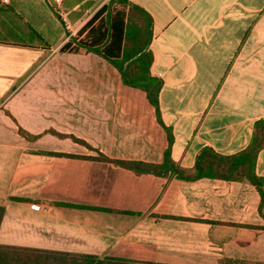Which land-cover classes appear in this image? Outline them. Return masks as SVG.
Returning a JSON list of instances; mask_svg holds the SVG:
<instances>
[{
	"label": "crops",
	"instance_id": "obj_1",
	"mask_svg": "<svg viewBox=\"0 0 264 264\" xmlns=\"http://www.w3.org/2000/svg\"><path fill=\"white\" fill-rule=\"evenodd\" d=\"M111 1L0 0V244L151 264L264 262L253 185L169 181L107 161L163 163L165 127L186 170L205 147L249 146L264 120V0H129L152 20L159 116L102 57L61 52Z\"/></svg>",
	"mask_w": 264,
	"mask_h": 264
},
{
	"label": "trees",
	"instance_id": "obj_2",
	"mask_svg": "<svg viewBox=\"0 0 264 264\" xmlns=\"http://www.w3.org/2000/svg\"><path fill=\"white\" fill-rule=\"evenodd\" d=\"M108 13L107 20L103 15ZM152 40V20L140 7L129 0H112L104 6L92 20L62 48L63 53H94L117 69L124 85L144 91L159 116L162 80L152 75L154 55L150 50ZM168 132L169 148L165 151L164 162L152 164L139 161L107 160L137 175L149 174L167 178L194 181L202 178L218 179L228 182H246L258 190L264 205V177L256 174V162L264 149V120L255 124L249 146L243 151L224 156L212 148H203L196 158L193 169L186 170L171 158L173 136ZM20 134L31 140L43 134L28 136L20 129ZM59 137H66L57 134ZM76 142L84 141L72 137ZM5 208L0 206V226L4 219ZM264 230V227L260 228ZM0 264H151L118 258H101L90 254H75L48 251L0 244ZM228 264H264V262H229Z\"/></svg>",
	"mask_w": 264,
	"mask_h": 264
},
{
	"label": "rangeland",
	"instance_id": "obj_3",
	"mask_svg": "<svg viewBox=\"0 0 264 264\" xmlns=\"http://www.w3.org/2000/svg\"><path fill=\"white\" fill-rule=\"evenodd\" d=\"M43 136H44V135H42L40 138H42ZM40 138H39V139H40ZM39 139H37V140H39ZM37 140H32V139H31L30 141H37Z\"/></svg>",
	"mask_w": 264,
	"mask_h": 264
},
{
	"label": "built area",
	"instance_id": "obj_4",
	"mask_svg": "<svg viewBox=\"0 0 264 264\" xmlns=\"http://www.w3.org/2000/svg\"><path fill=\"white\" fill-rule=\"evenodd\" d=\"M5 1H7V0H5ZM57 1H59V0H57Z\"/></svg>",
	"mask_w": 264,
	"mask_h": 264
}]
</instances>
